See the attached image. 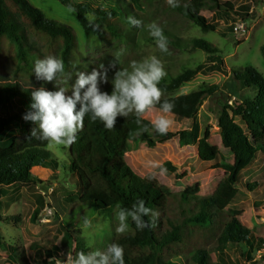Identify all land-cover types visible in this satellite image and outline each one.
Here are the masks:
<instances>
[{
  "label": "trees",
  "instance_id": "obj_1",
  "mask_svg": "<svg viewBox=\"0 0 264 264\" xmlns=\"http://www.w3.org/2000/svg\"><path fill=\"white\" fill-rule=\"evenodd\" d=\"M59 1L77 12L78 20L90 41L97 42L106 37L104 29L122 39H130L132 36L131 31L124 32L121 26L131 27L128 23V17L131 16L129 7L134 5V0ZM154 1L148 0L150 4ZM208 2L212 3L210 8L214 13L228 24L235 21L237 15L248 16L247 13H239L236 4L230 0H188L179 3L178 7H169L192 20L207 33L219 27V24L211 23L202 13ZM250 2L260 6L264 0ZM250 7L243 6L241 9L248 12ZM91 15L99 18L100 22H90ZM113 21L120 26H114ZM103 25L105 28L101 29ZM163 31L167 40L174 45L199 49L207 54L206 63L197 68L175 72L171 67H166L167 76L159 85L163 90L162 101L168 99L175 104L169 114L182 120H193L192 127L180 131L169 130L161 136L151 127V120L144 115L139 123L134 113L127 118L118 117L112 130L106 129L99 120L92 121L85 117L84 127L78 132L76 142L67 146V172L79 188L81 205L92 206L97 210L111 209L118 213L120 207L131 208L142 199L155 213L154 216L145 217L150 223L149 228L139 231L129 221L128 232L116 235L110 242L124 247L125 264H180L178 259H181V254H190L192 264H232L224 258L229 245H247L249 251L264 248V241L254 237L250 228L240 220L241 211L231 207L239 194L241 174L257 160L259 154L264 155V77L253 66L232 69V79L236 82L237 90L251 89L256 91V95L240 101L231 95L225 97L217 118L218 136H213L211 126H208L204 136L200 137L197 121L199 111L207 97L223 94L221 86L203 83L188 94L170 97L169 93L180 89L198 74L207 76L219 72L230 75L225 59L219 47L205 38L182 40L169 31ZM28 33L49 40L54 49L50 54L62 56L65 65L70 63V58L77 52V36L71 26L48 18L42 9L29 0H0V64L5 53L11 54L18 65L24 62L31 64L44 57ZM132 40L136 44V39ZM133 61L141 59L137 57ZM114 77L110 75L109 82L102 85V90L112 91L111 81ZM35 88L39 87L24 86L17 80L0 78L2 194H7V187H22L35 192L42 181L34 169L56 171L60 167L59 161L48 150L50 142L33 136L34 125L23 119L30 108L31 92ZM153 108L161 110L159 105ZM144 126L148 127L147 131H141ZM174 138H179L182 145H197L201 161H217L216 168L224 171L223 178L212 194L202 197L180 194L181 215L177 219L168 217L171 195L163 192L158 180L153 176H149V179L137 175L126 161V153L131 150L130 142L135 143V149H141ZM257 185L247 184L246 188L253 191ZM38 201L43 205L44 197L38 196ZM19 219V216L0 215V222ZM61 229L64 234L62 245L70 248L73 258L80 251H91L79 233L76 236L69 227L62 226ZM2 248L10 252L9 257L12 259L16 248L5 243ZM39 248V256L43 258L44 264H57L60 259H64L60 255L62 248L50 240ZM213 253L219 255L218 260H213ZM246 257L252 259L251 254Z\"/></svg>",
  "mask_w": 264,
  "mask_h": 264
},
{
  "label": "rangeland",
  "instance_id": "obj_2",
  "mask_svg": "<svg viewBox=\"0 0 264 264\" xmlns=\"http://www.w3.org/2000/svg\"><path fill=\"white\" fill-rule=\"evenodd\" d=\"M29 1L42 9L48 18L71 26L76 33L77 52L70 58V63L65 65L66 72L60 85L68 92H71L78 73L90 72L93 68H99L101 64L108 69L110 79V75L115 76L117 71L129 67L133 59L137 57L143 60L153 55L157 56L162 61L164 68L171 67L175 72L185 68H197L206 63L207 54L204 51L180 48L169 41L168 52L162 53L156 46L155 38L147 30L142 31L146 29L144 25L152 22L182 40L196 37L205 38L218 46L230 75L226 76L219 72H213L207 76L198 74L180 89L169 93L170 97L188 94L203 83L221 86L223 94L207 97L199 111L197 121L200 137L204 136L208 126H211L212 135L218 136L217 118L225 97L231 95L233 99L240 101L245 97L254 98L256 95V91L251 89L237 90L236 82L232 79V69L253 66L264 77V3L258 6L250 0H230L236 4L239 13H244V15L247 13L248 16L237 15V19L228 24L214 13L210 8L212 3L208 2L202 13L211 23L219 24V27L214 32L206 33L192 20L171 10L167 0H155L152 4L148 0H134V5H131L129 10L132 17L142 21V25L139 28L131 25L129 28V26L121 24V30L131 31L130 39L114 37L107 29H104L106 37L93 42L87 38L85 30L78 20L77 12L73 8L64 5L59 0ZM187 1L178 0V3L183 4ZM248 5H251L248 12L241 9ZM90 17L95 16L91 15ZM94 20L100 22L97 17ZM97 24L99 27V23ZM113 24L117 27L120 26L115 21ZM239 24L248 26L247 33L236 31ZM100 28L103 29L105 26ZM28 35L42 50L44 57L56 56L50 54L54 49L49 40L30 33ZM132 39H136V44ZM58 58L63 59L62 56H58ZM1 59L0 78L17 80L22 85L29 87H48L50 89L53 87L52 84L35 79L33 74L35 61L31 64L24 62L18 65L9 53H5ZM161 115L170 119L169 130L172 131L191 128L194 122L176 118L155 108L146 112L144 117L154 120ZM130 148L131 150L126 153V161L132 170L141 177L153 176L160 183L163 192L171 195L167 209L168 217L172 219H177L181 215V193L198 197L210 195L224 176V171L216 168L217 161H201L198 156V146L182 145L179 138L151 148L141 149H135V143L130 142ZM48 150L59 161L60 167L56 171L43 168L34 169L35 174L42 181L35 192H29L22 187H7L5 188L7 194H2L0 191V215L3 217L19 216L20 218L19 220L0 222V264H44L43 258L39 256V246L49 240L62 248L60 255L64 259H60L57 264H67V257H73V254L70 248H65L62 245L64 236L61 231L63 230L62 226L69 227L76 236L79 233L86 247H88L89 239L86 238L85 233L89 236L95 234L94 245L90 250H104L119 234L115 230L119 223L115 210H97L95 207L79 203V188L67 172L66 160L69 159L67 146L50 143ZM153 164L159 166L153 167ZM252 183H257V188L248 191L246 185ZM238 187V197L231 207L241 211L239 218L244 225L250 228L253 236L264 241L263 154H259L257 160L241 174ZM38 196L44 197L43 205L39 203ZM85 219L91 221L90 230L84 228ZM4 243L16 248L12 259L9 257L10 252L2 248ZM36 244L40 245L35 247ZM247 254H251L252 259H248ZM185 255L181 254L179 257L181 258L178 259L180 264H192L189 260L190 254ZM218 256L217 253H213V260H218ZM263 256L264 248L249 251L247 245H229L224 258L226 262L232 264H264Z\"/></svg>",
  "mask_w": 264,
  "mask_h": 264
},
{
  "label": "clouds",
  "instance_id": "obj_3",
  "mask_svg": "<svg viewBox=\"0 0 264 264\" xmlns=\"http://www.w3.org/2000/svg\"><path fill=\"white\" fill-rule=\"evenodd\" d=\"M167 2L173 8L179 6L178 0ZM94 19L95 17H89L90 22ZM128 23L137 28L142 25L141 20L132 16L128 17ZM144 27L155 38L159 50L167 53L168 40L163 29L155 22ZM246 27L248 30L247 25ZM129 67L130 70L116 72L111 81V92L102 90V85L109 82L108 69L103 64L90 72L78 73L71 92H68L60 86L66 72L64 60L56 56L37 59L33 69L35 79L52 84L53 87H39L31 92V105L23 119L34 125L32 135L42 141L69 146L76 142L78 132L84 127L85 117L92 121L99 120L106 129L112 130L118 117L127 118L134 113L139 123L143 115L156 105H159L163 113H170L175 104L168 99L162 101L163 90L159 86L167 76L162 61L153 55L141 61H132ZM149 123L161 136L166 135L171 127L170 119L164 115ZM147 130V126L141 129ZM158 166L153 164V167ZM154 215L153 210L142 199L131 208L120 207L117 213L119 223L115 230L119 234L128 232L131 221L137 230L143 231L150 227L145 217ZM83 223L85 229H91L89 219H85ZM94 235L85 233L89 239V248H93ZM67 264H125V250L119 243H112L105 250L80 251L75 258L68 256Z\"/></svg>",
  "mask_w": 264,
  "mask_h": 264
},
{
  "label": "built area",
  "instance_id": "obj_4",
  "mask_svg": "<svg viewBox=\"0 0 264 264\" xmlns=\"http://www.w3.org/2000/svg\"><path fill=\"white\" fill-rule=\"evenodd\" d=\"M247 30V27L244 25V24H239L237 27H236V31H241V33H245Z\"/></svg>",
  "mask_w": 264,
  "mask_h": 264
}]
</instances>
